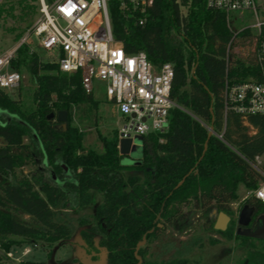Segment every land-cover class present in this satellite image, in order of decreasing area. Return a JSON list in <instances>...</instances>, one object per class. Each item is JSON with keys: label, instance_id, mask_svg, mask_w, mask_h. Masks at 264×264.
<instances>
[{"label": "trees", "instance_id": "1", "mask_svg": "<svg viewBox=\"0 0 264 264\" xmlns=\"http://www.w3.org/2000/svg\"><path fill=\"white\" fill-rule=\"evenodd\" d=\"M108 8L113 36L128 54L143 52L155 66L174 65L171 95L177 107L169 129L143 138L138 165L123 164L117 131L101 138L100 150L86 149L74 110L98 103L85 91L81 74L62 73L56 63L22 45L11 67L28 73L35 85L32 106L0 90V138L5 140L0 170L14 180L0 184V249L5 253L21 240L53 245L70 239L69 228L54 221V207L100 194L107 224L101 245L108 264H151L139 247L183 221L186 208L231 217L239 188L251 192L264 180L255 168L259 158L264 173V116L249 117L246 126L235 113H224L221 92L232 39L225 16L208 9L205 0H155L140 26L125 17L119 0H111ZM249 69L230 53V81L247 79ZM61 111L68 115L66 131L56 128ZM26 164L36 170L31 178L18 173ZM132 172L142 176L126 175ZM244 207L252 212L251 226L264 216V204L254 198Z\"/></svg>", "mask_w": 264, "mask_h": 264}, {"label": "built area", "instance_id": "2", "mask_svg": "<svg viewBox=\"0 0 264 264\" xmlns=\"http://www.w3.org/2000/svg\"><path fill=\"white\" fill-rule=\"evenodd\" d=\"M1 1V0H0ZM38 19L20 43L0 56V90L11 94L24 77L11 67L17 50L26 45L31 52L40 49L41 57L59 66L62 73H80L85 91L92 94L95 82L105 86L113 111L125 119L119 131V144L124 139L165 133L170 126V113L177 107L172 99L174 65L152 64L145 53L128 54L115 40L109 15L111 0H37ZM155 0H119L127 19H137L140 26L148 21ZM208 9L221 12L232 33L227 45V70L221 98L225 116L238 115L249 126L251 116H264V0H205ZM249 27H239L245 18ZM247 33L244 42L241 35ZM234 52L249 69L247 79H228L230 53ZM38 54V53H37ZM211 128H209V131ZM211 132V131H210ZM163 143V140H160ZM255 168L261 163L257 158ZM264 204V180L246 199Z\"/></svg>", "mask_w": 264, "mask_h": 264}, {"label": "rangeland", "instance_id": "3", "mask_svg": "<svg viewBox=\"0 0 264 264\" xmlns=\"http://www.w3.org/2000/svg\"><path fill=\"white\" fill-rule=\"evenodd\" d=\"M38 2L36 0H1L0 1V56L15 48L32 28L38 19ZM245 23L238 26L249 27L252 18H245ZM40 57L47 55L38 49ZM20 87L10 96L22 99L32 106L31 95L35 85L28 73ZM97 107L83 105L74 110L73 121L83 135L86 149L100 150L101 138L111 137L114 131L119 133L125 125V119L114 113L113 104L109 101L105 86L95 82L92 93ZM4 146L5 140L0 138ZM124 165H138L139 162L124 157ZM31 164L18 170L22 177L35 174ZM126 175L142 176L140 172ZM14 180L0 170V184L12 183ZM248 191L244 187L238 190L239 199L232 205L234 215L230 217L227 230L221 234L216 231L219 212L204 213L191 208L185 209V219L178 225L168 226L157 238L145 240L141 245L143 255L151 264H264V241L246 240L241 235L240 215L246 204ZM89 198L65 201L54 207V221L65 224L71 237L53 245L39 242L29 245L23 240L10 248L9 253L0 249L3 264H22L25 262L44 264H108L107 251L101 245L105 238L103 230L107 228L105 218L100 212L103 197L100 194H89ZM20 220L37 225L26 215H16ZM161 222L163 219H158ZM40 227V226H39Z\"/></svg>", "mask_w": 264, "mask_h": 264}, {"label": "water", "instance_id": "4", "mask_svg": "<svg viewBox=\"0 0 264 264\" xmlns=\"http://www.w3.org/2000/svg\"><path fill=\"white\" fill-rule=\"evenodd\" d=\"M50 118H54V115H51ZM67 121L68 115L67 112L61 111L57 115V122L59 123L56 128L63 129L66 131L67 129ZM211 134L213 133V129L211 128ZM142 144L143 138L136 137L133 141L131 139H124L119 144L120 154L124 156H128L133 160H140L142 158ZM252 212L248 209V207H244L241 215H240V224L243 226H248L251 224ZM230 217L225 213H219L214 228L216 231L225 232L227 230L228 224L230 222ZM152 232V231H151ZM244 236H248L254 240L264 241V216H260L256 222L255 226L252 230H247L243 233ZM144 244V243H142Z\"/></svg>", "mask_w": 264, "mask_h": 264}, {"label": "flooded vegetation", "instance_id": "5", "mask_svg": "<svg viewBox=\"0 0 264 264\" xmlns=\"http://www.w3.org/2000/svg\"><path fill=\"white\" fill-rule=\"evenodd\" d=\"M240 226H241L243 233H245L247 230H252L254 228L255 224L253 226H251V224L248 226H243L240 224Z\"/></svg>", "mask_w": 264, "mask_h": 264}, {"label": "crops", "instance_id": "6", "mask_svg": "<svg viewBox=\"0 0 264 264\" xmlns=\"http://www.w3.org/2000/svg\"><path fill=\"white\" fill-rule=\"evenodd\" d=\"M0 146H3V145L0 143Z\"/></svg>", "mask_w": 264, "mask_h": 264}]
</instances>
